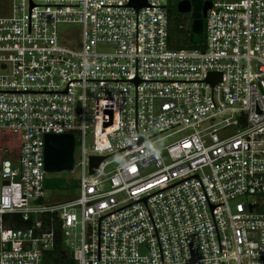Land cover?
Wrapping results in <instances>:
<instances>
[{
    "label": "built area",
    "instance_id": "1",
    "mask_svg": "<svg viewBox=\"0 0 264 264\" xmlns=\"http://www.w3.org/2000/svg\"><path fill=\"white\" fill-rule=\"evenodd\" d=\"M129 3L0 16V132L17 142L0 264H44L58 238L76 264H264V0H212L200 49L169 47L170 0ZM47 134H72L79 173L52 204Z\"/></svg>",
    "mask_w": 264,
    "mask_h": 264
},
{
    "label": "water",
    "instance_id": "2",
    "mask_svg": "<svg viewBox=\"0 0 264 264\" xmlns=\"http://www.w3.org/2000/svg\"><path fill=\"white\" fill-rule=\"evenodd\" d=\"M135 9L146 6V0H130ZM212 7L211 0H181L177 4L180 15L190 14L192 20L189 41L200 45L204 41V20ZM220 74L208 78L213 84L220 81ZM74 139L72 134H47L44 136V170L46 173L71 171L73 168ZM100 158H91L90 173H93Z\"/></svg>",
    "mask_w": 264,
    "mask_h": 264
},
{
    "label": "trees",
    "instance_id": "3",
    "mask_svg": "<svg viewBox=\"0 0 264 264\" xmlns=\"http://www.w3.org/2000/svg\"><path fill=\"white\" fill-rule=\"evenodd\" d=\"M171 4V0H170ZM169 4V31H168V42L169 47L172 49H200L203 45H193L190 43V32L192 20L188 15H180L177 12V6L171 7ZM188 16V17H187ZM0 140L4 141L3 145L0 146L3 152L0 157V162L3 158L14 155L16 148V139L7 133L0 132ZM45 181V189L49 188ZM57 189H61L60 185H56ZM76 182L73 188H76ZM44 264H76L72 259L70 252L64 247L60 238H58L53 250L48 252L44 257Z\"/></svg>",
    "mask_w": 264,
    "mask_h": 264
},
{
    "label": "rangeland",
    "instance_id": "4",
    "mask_svg": "<svg viewBox=\"0 0 264 264\" xmlns=\"http://www.w3.org/2000/svg\"><path fill=\"white\" fill-rule=\"evenodd\" d=\"M179 0H171V7H176ZM10 0H0V16H6L9 11ZM177 10V9H176ZM187 15V14H186ZM188 17V16H187ZM69 28L72 30L79 29L78 26L72 25ZM4 141L0 140V146H2ZM77 145V143H76ZM0 149V157L2 155ZM79 150L75 148L74 159L77 160ZM79 173L77 171L70 172L64 171L59 173H46L45 181L49 188H46L44 193V201L46 204H52L54 202H63L77 194V190L73 188L75 184V179L78 178ZM1 184V183H0ZM56 185H60L61 189H57Z\"/></svg>",
    "mask_w": 264,
    "mask_h": 264
},
{
    "label": "flooded vegetation",
    "instance_id": "5",
    "mask_svg": "<svg viewBox=\"0 0 264 264\" xmlns=\"http://www.w3.org/2000/svg\"><path fill=\"white\" fill-rule=\"evenodd\" d=\"M179 1H181V0H179ZM212 1V0H211ZM188 16H189V18H190V14H187Z\"/></svg>",
    "mask_w": 264,
    "mask_h": 264
}]
</instances>
